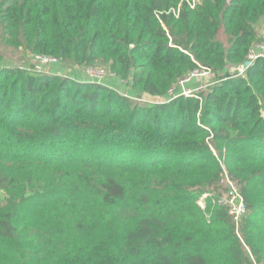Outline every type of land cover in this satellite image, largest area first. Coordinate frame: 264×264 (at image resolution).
Masks as SVG:
<instances>
[{
  "label": "trees",
  "instance_id": "obj_1",
  "mask_svg": "<svg viewBox=\"0 0 264 264\" xmlns=\"http://www.w3.org/2000/svg\"><path fill=\"white\" fill-rule=\"evenodd\" d=\"M261 23L264 0H0L9 47L153 96L242 65ZM2 62L0 264H264V58L164 103Z\"/></svg>",
  "mask_w": 264,
  "mask_h": 264
},
{
  "label": "built area",
  "instance_id": "obj_2",
  "mask_svg": "<svg viewBox=\"0 0 264 264\" xmlns=\"http://www.w3.org/2000/svg\"><path fill=\"white\" fill-rule=\"evenodd\" d=\"M262 36H263V39L257 42L253 46V48L251 49L248 55L247 60H250L251 62H255L257 59L264 58V35ZM38 58L40 59V62L43 63V65L50 64V63H58L60 61V59L56 57L38 56ZM246 68L247 66H244V64H242L238 66L235 71H238L239 74H243L245 73ZM84 72L89 76V78L94 80V82H103L108 77H117L116 74L109 72L105 70L104 68H99V67H95L92 65L85 66ZM211 73H212V70L210 68L201 66L200 68L194 70L193 72L179 79L177 83L182 86V95H191V94H194L196 91L206 89L208 86L203 83L199 85L197 90H192L190 88L184 87V83L193 77L208 76ZM122 81L126 82L125 79H122ZM177 83L172 87V89L169 92V94L173 95V97H177L175 95ZM224 181L227 184L228 188L230 189V194H229V197L227 198V203L229 204V208H230V214L234 217L236 222H239L240 219L243 217V215L246 213V205H245L244 199L242 195L240 194L238 187L228 177L227 174H225Z\"/></svg>",
  "mask_w": 264,
  "mask_h": 264
},
{
  "label": "crops",
  "instance_id": "obj_3",
  "mask_svg": "<svg viewBox=\"0 0 264 264\" xmlns=\"http://www.w3.org/2000/svg\"><path fill=\"white\" fill-rule=\"evenodd\" d=\"M257 32L260 37L264 35V24L263 23H261L257 27ZM47 66H49L48 69L50 70L51 73L69 76L79 81L94 82V80L89 78V76L84 72V67H85L84 65L78 66V65L68 64L63 61H59L58 63L47 64ZM238 66L240 65L229 64L224 71L212 72L210 75L203 76V77H199V76L193 77L184 83V87L190 88L192 90H197L199 85L203 83L208 86L206 89H204V90H207L212 84H214L217 81V79L221 75H224L227 72L229 74H233V72L237 69ZM104 81L105 82H102V83L116 89L120 93L130 97L131 99L137 100V101L145 100L148 103H164L169 99V97H173V95L171 94H169L168 96H153L148 93L136 91L132 88L130 81L127 85H125L126 83H123L122 79L118 76L110 77ZM181 94H182V86L177 83L175 95L179 96Z\"/></svg>",
  "mask_w": 264,
  "mask_h": 264
},
{
  "label": "rangeland",
  "instance_id": "obj_4",
  "mask_svg": "<svg viewBox=\"0 0 264 264\" xmlns=\"http://www.w3.org/2000/svg\"><path fill=\"white\" fill-rule=\"evenodd\" d=\"M220 39L227 45L228 44V36L221 31L220 33ZM0 52L3 55V62L2 65L4 66H10V67H23L26 69H29L33 72H47V73H51L50 70L48 69L49 66L43 65V63L40 62V59L38 58V56H36L35 54H33L32 52H30L29 50L26 49H14L9 47L8 45H6L1 36H0ZM234 73H239L238 71H235ZM229 75V73H225L224 75H221L217 81L221 80L222 78H224L225 76ZM110 78V77H108ZM106 78V79H108ZM105 79V80H106ZM105 82V81H103ZM123 83H126L125 85H127L129 83V80L123 81ZM140 102L143 103H148L145 100H140ZM92 155V153H91ZM221 184H226L224 179L222 180ZM5 192L0 191V195H4ZM230 194V192H229ZM201 205H203V201L200 202Z\"/></svg>",
  "mask_w": 264,
  "mask_h": 264
},
{
  "label": "water",
  "instance_id": "obj_5",
  "mask_svg": "<svg viewBox=\"0 0 264 264\" xmlns=\"http://www.w3.org/2000/svg\"><path fill=\"white\" fill-rule=\"evenodd\" d=\"M253 62H251L250 60H247V61H245L243 64H244V66H250L251 64H252Z\"/></svg>",
  "mask_w": 264,
  "mask_h": 264
}]
</instances>
